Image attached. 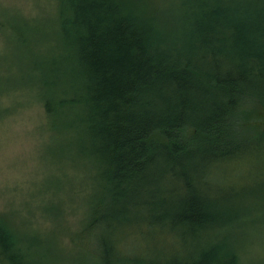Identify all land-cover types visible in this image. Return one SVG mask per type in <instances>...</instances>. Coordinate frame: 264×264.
Masks as SVG:
<instances>
[{
  "label": "trees",
  "instance_id": "trees-1",
  "mask_svg": "<svg viewBox=\"0 0 264 264\" xmlns=\"http://www.w3.org/2000/svg\"><path fill=\"white\" fill-rule=\"evenodd\" d=\"M58 1L54 48L23 64L53 133L72 119L63 148L96 165L73 243L93 264H247L231 243L252 205L220 206L239 187L213 175L264 150V0ZM17 236L0 216V264H35Z\"/></svg>",
  "mask_w": 264,
  "mask_h": 264
},
{
  "label": "rangeland",
  "instance_id": "rangeland-1",
  "mask_svg": "<svg viewBox=\"0 0 264 264\" xmlns=\"http://www.w3.org/2000/svg\"><path fill=\"white\" fill-rule=\"evenodd\" d=\"M58 3L0 0V216L19 238H30L31 244L39 241L40 245H26L35 264H93L94 259L73 238L82 232V222L100 186L95 162L76 154L75 140L71 148H63L77 137L69 126L72 119L66 122L67 132L53 133L41 103L25 81V57L40 49L49 52L56 44L49 27ZM152 3L156 7L160 0ZM28 23L33 27L28 28ZM10 30H22L25 40L14 41ZM74 154L78 157L73 161ZM215 167L213 179L220 186L239 187V191L224 190L219 205L230 201L252 205L251 209L244 205V215L250 219L242 225L241 234L234 235L231 248L242 262L259 259L264 264L263 148L253 143L246 152L219 161ZM86 238L87 247L99 241L95 233Z\"/></svg>",
  "mask_w": 264,
  "mask_h": 264
}]
</instances>
